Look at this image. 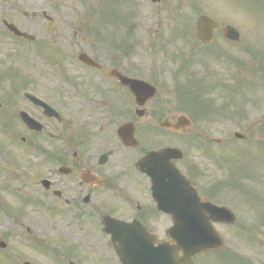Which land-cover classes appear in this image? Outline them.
Segmentation results:
<instances>
[{
  "label": "flooded vegetation",
  "instance_id": "obj_1",
  "mask_svg": "<svg viewBox=\"0 0 264 264\" xmlns=\"http://www.w3.org/2000/svg\"><path fill=\"white\" fill-rule=\"evenodd\" d=\"M169 1L162 2L163 10L172 7ZM238 1L239 9L232 7ZM251 1L255 7L264 6V0ZM173 9L169 13L183 21L175 73L179 92L167 89L164 83L170 59L152 65L136 58L134 51L121 57L118 47L103 43L52 44L51 58L31 60L32 75L25 74L15 90H0V131L8 135L18 153L16 161L4 151V133H0V162L8 165L3 172L23 179L24 151H31L29 188L34 203L45 212L33 222L34 231L38 237L46 236L43 220L49 230L65 225L63 239L55 234L48 238L64 242L62 264H120L127 236L154 246L176 245L168 234L173 218L158 208L152 177L136 169V162L154 151L176 149L169 155L170 164L189 180L201 200L221 203L217 196L228 194L225 189L215 191L208 175L211 170L219 177L226 174L221 171L230 168L232 141L226 133L225 138L216 139L209 131L234 127L250 136V130L264 127V119L247 124L245 113L231 114L225 102L206 107L201 98L202 107L185 103L188 96L182 90L194 80L227 88L234 81L241 88L238 94L248 91L255 95L258 87L264 89V44L257 43L258 39L249 41L245 29L254 26L249 21L248 0H179V10ZM202 16L214 20L206 44L198 36L197 22ZM231 16L240 17L241 24ZM263 19L264 14L255 21ZM227 29L231 36L226 35ZM28 46L39 49V44ZM81 53L91 60L81 59ZM120 76L154 86L155 95L144 99L149 87L137 85L141 95L137 99ZM26 92L36 100L25 98ZM22 111L37 123L34 130L23 123ZM174 182L179 185L178 179ZM14 223L19 225L18 220ZM23 237L0 236L6 244L0 254L9 258L10 264L30 261L24 256ZM32 240L35 242V235Z\"/></svg>",
  "mask_w": 264,
  "mask_h": 264
},
{
  "label": "rangeland",
  "instance_id": "obj_2",
  "mask_svg": "<svg viewBox=\"0 0 264 264\" xmlns=\"http://www.w3.org/2000/svg\"><path fill=\"white\" fill-rule=\"evenodd\" d=\"M169 2L170 4L172 3L170 6H173V2L175 3L174 0H170ZM177 3H179V0ZM240 3L241 1L236 2L232 7L239 9ZM253 4L251 0H248L247 12L249 21L253 22L254 25L250 29L245 28L249 34L248 40L254 42L258 39L257 43L264 44V19L255 21L257 17L264 14V6L259 4L255 7ZM153 7L157 8L158 6ZM103 8L109 11L110 14L105 13L101 17L102 19H100L96 12L102 11ZM151 8L146 6L145 0H0V20L4 18L15 23L22 31L34 35L36 38L35 42L41 43L43 41L42 44L44 45L51 42V44L77 43L81 45L83 43L84 45L89 44L90 46H95L98 42L113 41L115 46L119 44L124 46L127 44L125 42H132L135 57L150 60V63L155 65L166 61L165 59H171L169 52L175 53L178 51L176 53H179V36L177 37L178 40L176 43L174 42L166 46V49L169 48V52H163L162 50H157L158 46L154 44L155 37L159 39L162 33L155 36L156 32L154 28L160 26V32H169L182 24L183 21L179 17H176L177 15L175 13H169V11H173L171 8L167 9L168 12L163 11V14L160 13L156 19L153 16L154 12H151ZM218 10H228V8H218ZM33 11L36 12V17L30 16V13ZM23 12H27L28 16L24 17ZM42 12L50 17V22L42 18ZM108 21H110L111 26ZM232 21L241 24L240 17L232 18ZM95 22V26L99 27L98 30L103 35V40H98L93 37L87 30V25H94ZM131 23L135 24L132 33H130L132 31L130 27ZM137 25L144 30L141 28L138 29L136 27ZM79 27L82 28L79 31L76 30L73 36L72 32L75 30L72 29ZM111 27L113 32L109 33ZM43 38H49L50 42ZM41 39L43 40L41 41ZM153 44L155 45L154 47ZM154 48L156 50H153ZM25 49H29L27 43L10 38L0 22V73L8 76L9 70H18L17 79H20L21 73L26 74V72L30 71L28 73L33 74V70L28 65L31 63H28L29 60L27 59H33L35 57L34 51ZM109 49L112 50L114 48ZM91 50L94 54H98V50L94 48H91ZM41 52L47 54V51L42 50ZM168 63L171 69H175V65L179 64V59H171ZM163 67L161 66V69ZM170 67L168 68L170 69ZM165 76L166 82L164 83L168 89L172 86L174 80H171L170 76L168 77V73ZM7 83L9 85V82ZM213 91L216 94V90ZM205 98H207V95H205ZM241 100L240 98L236 99L234 101V107H256L259 105L260 98H249V103ZM238 132L246 134L243 131ZM219 133L218 131H214L211 134L215 137H220ZM250 133V139L245 137L243 140H238L231 137L233 139L232 145L230 146L231 166L221 171V174L226 172L222 176L228 178V192L231 194L229 193L230 196H224L223 193H220L217 196L218 199L231 202L229 208L236 216L235 223L231 227L225 228L224 226H218L226 238L225 253H228L229 257H231L229 259L228 255L223 258L209 255L212 253L199 254L193 257V264H264V134H260L256 129L251 130ZM1 145L12 159L18 161V153L11 140L3 139ZM24 165L26 166V163ZM242 166L245 168L244 172L246 177L241 172ZM4 167H8V165L1 161L0 169H2V172H0V185L8 186L3 191L0 190V198L4 200L8 209L12 212L18 208L22 209L21 212H25V214L20 215L21 212H19L16 215L14 212L13 214L11 213L12 215H8L5 204H3V201H0V211L2 212H0V235L6 234L8 237H12L16 236V234H24L26 236L25 238L23 237L24 251L33 259L42 261L45 264H62L61 257L58 254L55 256L58 242L48 240V238L53 239L54 234H63L62 229L65 228L64 224H61V226L55 225L56 228H52L51 226L49 230L45 224V220H43V229L45 230L46 236L38 237L40 235L37 232L35 233L36 230L34 231L33 223L37 221L36 218L41 219L38 217L39 215H36L37 211L34 213L31 209L33 207L30 205L23 206L25 204L23 203V199L17 195H12V197L4 196L7 193L4 191H10L9 187H13L12 184H14V187L18 188V192L22 193L23 197L31 200L33 197L32 192L24 180L27 178V175L23 179L10 178L6 172H3ZM29 168H25V174ZM211 173L213 177L216 176L212 170ZM247 189L248 192L245 191ZM261 218L262 221L260 222ZM16 219L19 225L11 223ZM54 222L57 223L56 221ZM33 235H35V242H32ZM44 238L45 240L42 241L41 239ZM13 240L15 241L16 238ZM37 240L39 242H36ZM16 250L19 249L16 248ZM232 255H236L239 258H232ZM24 256L26 257V255ZM53 256H55V260H53Z\"/></svg>",
  "mask_w": 264,
  "mask_h": 264
},
{
  "label": "water",
  "instance_id": "obj_3",
  "mask_svg": "<svg viewBox=\"0 0 264 264\" xmlns=\"http://www.w3.org/2000/svg\"><path fill=\"white\" fill-rule=\"evenodd\" d=\"M13 31L16 34H20L18 31H16L13 28ZM152 94V92L150 91L148 95ZM162 164H166L165 161H162ZM144 166L145 170H146V166L144 164H142V167ZM162 169L164 170H168V171H172V169L170 167H166L164 166ZM148 171V169H147ZM179 185L181 187H183L184 185L181 184V182L179 183ZM185 188V187H183ZM192 196V201L194 203V207L196 209V211L198 212V214H201L204 212V210H207L210 213V217H213L215 214V217H219L221 219H225L227 221H233V217L232 216H225V214L222 213V209H214L212 207H208L204 204H200L198 203L197 198L195 197L194 193H190ZM182 208V207H181ZM183 209V208H182ZM187 209V208H186ZM222 213V214H221ZM216 217V218H217ZM180 223V222H179ZM204 229V233L201 234H195V238H190L189 235H184L182 237L179 238V249L182 250L183 252V256L182 257H177V255L174 252H168V258H167V264H190L189 262V257L201 250H207V249H212V248H217L220 247L221 244L220 243H216V240L213 237V233H211V231L207 230L206 227L202 226ZM182 228H187L186 226L184 227L183 225H179V229ZM194 229H197V227H194Z\"/></svg>",
  "mask_w": 264,
  "mask_h": 264
}]
</instances>
